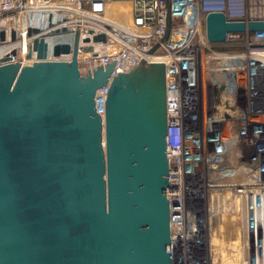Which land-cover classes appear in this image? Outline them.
<instances>
[{
	"label": "water",
	"instance_id": "obj_1",
	"mask_svg": "<svg viewBox=\"0 0 264 264\" xmlns=\"http://www.w3.org/2000/svg\"><path fill=\"white\" fill-rule=\"evenodd\" d=\"M206 25L211 42L264 31V19L224 12H210ZM78 35L74 49L54 47L70 61L47 60L44 37L34 40L32 64L11 61L16 50L0 59V264H211L200 175L186 179V227L174 239L165 63L117 72L101 113L96 94L116 60L82 74Z\"/></svg>",
	"mask_w": 264,
	"mask_h": 264
},
{
	"label": "built area",
	"instance_id": "obj_2",
	"mask_svg": "<svg viewBox=\"0 0 264 264\" xmlns=\"http://www.w3.org/2000/svg\"><path fill=\"white\" fill-rule=\"evenodd\" d=\"M170 1L171 30L164 40L166 0H0V46L16 44L13 62L25 58L37 60L32 45L35 39L44 37L48 44L47 60L70 61L72 53L55 56L54 47L70 44L74 49L76 30H79L78 61L82 74H88V70L93 73L98 65L105 67L116 60L108 82L96 94L101 113L117 72L128 73L142 60L165 63L171 165L169 199L174 239L186 227L187 177L205 178L210 225L209 171L218 163L212 157L210 145L216 133L211 130L207 137L208 128L220 123L232 129L239 127L241 132L248 129L250 141L256 144L255 167L251 172L256 173L254 181L258 186L254 190L256 231L251 247L256 259L252 264H264V31L231 32L225 41L211 42L206 25L210 12H224L228 20H263L264 0ZM123 4H129L128 10ZM89 13L99 17L96 23H92ZM30 28L39 31L29 34ZM102 33L106 41H95L94 37ZM24 42L28 49L21 54ZM30 51L32 57L27 58ZM222 81L226 91L220 96L228 95L226 116L217 93ZM243 159L246 161V156ZM179 218L183 227L177 232L179 223L175 220Z\"/></svg>",
	"mask_w": 264,
	"mask_h": 264
},
{
	"label": "rangeland",
	"instance_id": "obj_3",
	"mask_svg": "<svg viewBox=\"0 0 264 264\" xmlns=\"http://www.w3.org/2000/svg\"><path fill=\"white\" fill-rule=\"evenodd\" d=\"M123 6L128 10L129 4H123ZM219 103L222 104L223 102L219 101ZM223 109L225 110V108ZM222 128L224 131L217 130L218 133L211 138V154L218 163V169L217 167H215L213 168V170L215 171L212 170V173H210L209 171L210 180H213L212 182H214V184L217 186L215 191L211 192V200L213 201H211V203L213 204V206L211 207V212L213 210H218V213L216 212L215 214H213V217L215 216L216 218L210 220L209 226V242L210 245H213L212 247L214 249L212 251L210 249L211 264H252V261L256 259V256H254V253L252 251V241L248 239V228L251 224H253L254 238L256 231L254 226V199H256L254 197V190L258 186L255 184L256 173H254L253 171L251 172V170L253 169V167H255V163L253 162H255L256 153L254 151V148L256 147V144H254L253 141H250L252 140V137L250 138L248 129L243 132H246V138L243 141L238 142L229 138L230 132L232 130L235 135H238L236 129H232L228 125L222 126ZM220 132H224L227 136V138L223 139L222 142L221 139H219V135L222 134H220ZM243 155L246 156V161H244L242 157ZM235 164L237 166H235ZM227 168L229 169L227 170ZM218 170L219 172H217ZM242 181L245 183L243 184V189H241L242 192H240L239 194L236 189V183ZM234 184L236 185L235 187ZM208 185L210 186V184ZM234 191H236L237 193ZM229 195H231L232 197ZM227 200H229V202ZM242 204L247 205L242 206ZM240 206L241 208H239ZM221 208L223 210H221ZM215 234L219 235L216 236ZM210 236L212 239L210 238ZM218 239L220 240L218 241ZM253 240L255 241V239ZM219 255H221L223 258Z\"/></svg>",
	"mask_w": 264,
	"mask_h": 264
},
{
	"label": "bare ground",
	"instance_id": "obj_4",
	"mask_svg": "<svg viewBox=\"0 0 264 264\" xmlns=\"http://www.w3.org/2000/svg\"><path fill=\"white\" fill-rule=\"evenodd\" d=\"M89 16H91V19H92V23H96L95 21H97V20H95V19H97V18H99L98 16H96V15H94V14H91V13H89L88 14ZM81 17V16H80ZM80 19H82V18H80ZM15 48H16V44L14 43H7V44H3L2 46H0V59L1 58H4V57H6V56H8L9 54H11L12 53V51L13 50H15ZM27 49H28V46H27V44L24 42V43H22V48L20 49V51H21V54H25V51H27ZM34 61H36L35 59H31V60H29V59H23V61L22 62H20V63H22V64H32ZM219 87H220V89H219V91H217V93H219V96H220V93H223V91H226V89H225V85H223V81L221 82V85H219ZM227 94L226 93H224V95L223 96H220L219 98V100L218 101H221V102H223L222 103V105H223V108H225V110H224V114H225V116H226V111H227V102H228V100H227ZM212 124V123H211ZM212 127H209L208 128V135H207V137L211 134V130H212V133H218V131L217 130H219V131H224L223 130V128H222V126H221V124H217V123H213L212 125H211ZM222 128V129H221ZM234 128V127H233ZM234 129H236V131H237V134L238 135H235V133L233 132V130L230 132V135H229V138L230 139H232V140H234V141H238V142H241V141H243L245 138H246V132L245 133H243V132H241V130H240V128L239 127H235ZM210 130V131H209ZM222 132H220V134H221ZM229 133V132H228ZM215 134V135H216ZM212 138V137H211ZM227 138V136L225 135V133L223 132L221 135H219V139H221V142H222V140L223 139H226ZM218 139V138H217ZM235 139H237V140H235ZM209 140V139H208ZM212 144V143H211ZM210 144V145H211ZM209 145V144H208ZM211 149V148H210ZM229 151V150H228ZM233 151V150H232ZM214 155H216V154H214ZM226 155V154H225ZM218 156V155H217ZM245 155H243V157H244ZM242 163V162H241ZM216 164V163H215ZM217 165V164H216ZM235 166H237L236 164H235ZM220 168V167H219ZM217 169H218V167H217ZM229 168H227V170H228ZM232 169V168H231ZM230 169V170H231ZM226 170V169H225ZM224 170V171H225ZM226 170V171H227ZM213 171H215V170H213ZM212 171V172H213ZM221 171V170H220ZM223 171V170H222ZM225 171V172H226ZM211 172V173H212ZM217 172H219V170L217 171ZM213 175H214V173H213ZM226 176V175H225ZM212 178H213V176H212ZM217 179V178H216ZM213 181V180H212ZM211 180H210V182H209V184H210V187H209V191L210 192H213V191H215V189H216V185L214 184V182H212ZM245 182H238V183H236V185L234 184V187L236 186V189H237V192H239V194H240V192H242L241 191V189H243V184H244ZM214 184V185H213ZM248 185V184H247ZM209 186V185H208ZM221 187V186H220ZM234 192H236V191H234ZM236 192V193H237ZM251 193V192H250ZM232 194V193H231ZM238 195V194H237ZM242 195H243V193H242ZM229 196H231V195H229ZM236 196V195H235ZM232 197V196H231ZM243 197V196H242ZM234 198V197H233ZM232 198V199H233ZM213 199V198H212ZM228 199V198H227ZM210 201H212L211 200V198H210ZM228 202H229V200H227ZM239 201V200H238ZM213 202V201H212ZM244 202H246V201H244ZM232 203V202H231ZM237 203V202H236ZM225 205V204H224ZM226 205H228V204H226ZM230 205V204H229ZM244 204H242V206H243ZM245 205H247V204H245ZM244 205V206H245ZM213 206V204L211 203V207ZM231 206V205H230ZM229 206V207H230ZM239 208H241V206L239 207ZM221 210H223L222 208H221ZM220 210V211H221ZM227 210V209H226ZM229 210V209H228ZM246 210H247V207H246ZM218 213V210L217 211H215V210H213L212 212H211V214H210V220H212L213 218H216L215 216L213 217V214H215V213ZM222 212V211H221ZM246 214V213H245ZM179 216V214H177L176 215V217H178ZM245 216V215H244ZM180 217V216H179ZM222 218V217H221ZM220 218V219H221ZM253 219V218H252ZM240 221H242V220H240ZM253 221V220H252ZM175 222H178L179 224H178V227L175 229V230H177V232H180L181 231V229H182V224H181V218H179V220H175ZM212 222V221H211ZM253 223V222H252ZM210 226V225H209ZM220 228V227H219ZM213 231H214V229H213ZM214 233V232H213ZM248 233H249V237H248V239L250 240V241H252L253 242V236H254V233H253V224H251L250 226H249V228H248ZM182 234V233H181ZM234 234V233H233ZM216 236L217 235H219V234H215ZM210 238H211V236H210ZM212 239V238H211ZM216 240H217V237H216ZM220 239H218V241H219ZM210 241V240H209ZM212 242V241H211ZM241 245H243V244H241ZM213 245H210V249H211V251L212 250H214L213 249V247H212ZM236 246V245H235ZM243 247V246H242ZM211 254V253H210ZM241 254H242V252H241ZM213 255V254H212ZM215 256V255H214ZM219 256H221V255H219ZM222 257V256H221ZM220 257V258H221ZM223 258V257H222ZM219 262V261H218Z\"/></svg>",
	"mask_w": 264,
	"mask_h": 264
}]
</instances>
